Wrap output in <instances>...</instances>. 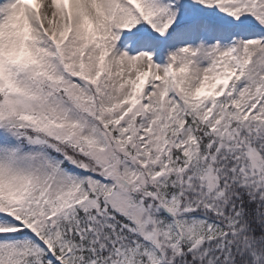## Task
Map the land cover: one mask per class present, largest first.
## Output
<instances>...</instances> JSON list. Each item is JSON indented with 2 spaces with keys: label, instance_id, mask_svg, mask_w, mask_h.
<instances>
[{
  "label": "snow or ice",
  "instance_id": "1",
  "mask_svg": "<svg viewBox=\"0 0 264 264\" xmlns=\"http://www.w3.org/2000/svg\"><path fill=\"white\" fill-rule=\"evenodd\" d=\"M0 264H264V0H0Z\"/></svg>",
  "mask_w": 264,
  "mask_h": 264
}]
</instances>
